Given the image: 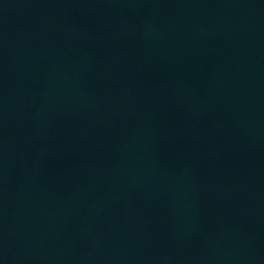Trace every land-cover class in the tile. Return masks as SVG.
Masks as SVG:
<instances>
[{"label": "water", "instance_id": "95a60500", "mask_svg": "<svg viewBox=\"0 0 264 264\" xmlns=\"http://www.w3.org/2000/svg\"><path fill=\"white\" fill-rule=\"evenodd\" d=\"M220 89L240 264H264V0H201Z\"/></svg>", "mask_w": 264, "mask_h": 264}]
</instances>
